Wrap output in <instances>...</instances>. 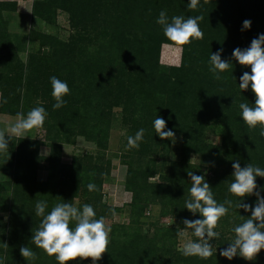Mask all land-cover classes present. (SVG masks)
I'll return each mask as SVG.
<instances>
[{"label": "trees", "instance_id": "obj_1", "mask_svg": "<svg viewBox=\"0 0 264 264\" xmlns=\"http://www.w3.org/2000/svg\"><path fill=\"white\" fill-rule=\"evenodd\" d=\"M189 0H36L33 17L53 25L57 12L68 15L71 34L67 41L43 33L31 39L41 41L40 48L28 53L23 63L19 52L28 46L27 36L8 31L4 11H14L16 3L0 2V93L7 103H0V115L15 117L41 106L48 113L44 123V140L49 155L39 156L38 144L29 136L11 137L8 153H0V264H57L32 243V234L42 217L35 205L48 203L46 214L58 202L72 203L78 208L91 205L96 217L111 219L120 212L103 201L102 185L109 174L110 162L103 166L101 155H81L69 165L60 164V146L83 137L99 150L106 149L111 111L120 108L127 126L126 137L144 129L139 149L123 143L120 163L126 167L125 191L131 194L128 223L109 227L108 252L96 264H264V250L255 260L238 255L232 260L220 256L234 239L233 228L248 218L251 211L232 208L221 219L214 239L216 253L208 260L185 257L178 247L183 221L201 219L185 208L190 199L191 179L188 172L204 175L218 203L238 198L229 191L233 180L232 164L240 162L264 168V137L260 127L250 130L240 118L241 103L254 105L251 88L241 91L239 78L249 67L232 58L236 48L245 49L264 34V0H209L192 10ZM173 16H203L201 41L184 47L178 66L160 62L163 45L170 42L156 23L160 11ZM251 21L247 30L243 22ZM221 52V59L232 64L215 79L210 68V55ZM5 67V68H3ZM67 83L70 95L66 105L53 110L51 77ZM161 117L166 129L180 138L175 152L174 139L161 140L156 135L154 120ZM208 134L220 138L219 144L208 141ZM194 159V160H193ZM48 172L62 166L67 173L38 177L39 163ZM60 170V169H59ZM159 175L158 182L149 179ZM94 183L95 191L87 185ZM257 191L264 197V178L257 177ZM62 200V201H61ZM242 203L255 206L256 196ZM158 217L150 222L152 232L144 230V219L153 207ZM165 218L175 219L177 228L160 226ZM191 232V230H187ZM29 247L37 255L24 260L21 247ZM74 264H92L90 259Z\"/></svg>", "mask_w": 264, "mask_h": 264}, {"label": "clouds", "instance_id": "obj_2", "mask_svg": "<svg viewBox=\"0 0 264 264\" xmlns=\"http://www.w3.org/2000/svg\"><path fill=\"white\" fill-rule=\"evenodd\" d=\"M204 3H209V0H204ZM188 6L195 10L200 6V0H189ZM203 19V16L188 18L173 16L169 21L167 12L162 10L156 23L162 26L163 34L170 42L166 46H174L182 52L184 47L190 46L194 41L203 40L204 33L199 23ZM250 26L251 21L245 20L242 30H247ZM221 52L222 49L210 55L209 71L217 80L222 79L220 73L232 68L230 61L221 59ZM232 58L242 67L250 68V73L246 71L240 76L239 88L245 91L250 87L255 97L254 105L250 106L249 103L239 105L240 118L250 130L259 126L261 129L259 134L264 137V34L253 39L249 47L243 50L234 49ZM50 83L51 95L55 101L53 110H57L66 105L64 97L70 95V89L66 82L55 76L50 78ZM0 103H7L3 93H0ZM47 115L41 106L32 108L27 114L18 112L13 123L5 129H0V153L9 154L11 137L25 138L33 129L43 128ZM154 129L161 140H171L174 137L173 131L165 130L166 121L161 117L154 120ZM143 137L144 129L141 128L135 136L128 137V148L138 150ZM232 168L233 180L228 191L238 198L237 203L230 199L218 203L204 175L187 173L191 179V187L190 199L185 201V208L193 215L198 213L201 219L183 221L185 228L180 230V234L183 236L187 230H191V235L196 238L183 244L180 249L183 256L198 257L201 260L211 258L217 251L211 241L220 236L216 229L220 226L221 219L227 216L232 208H242L244 212L251 211V216L240 217L242 223L233 228V241L226 249L220 251V256L232 260L238 255L246 261H253L261 250H264V197L257 191L256 184L257 177L264 178V168L250 163L241 167L238 160L232 164ZM87 189L90 192L95 191L96 185L89 183ZM252 195L256 196L254 207L241 202L243 198ZM47 208L48 203L44 200L38 201L35 205V214L42 217V220L32 234L31 241L47 256L55 257L57 264H74L77 260L88 259L92 264H96L108 252L111 228L106 224L104 217H96L91 205L84 204L82 208H78L72 203L62 201L56 203L46 214ZM111 214L116 215L114 210ZM0 246L8 248L6 243H0ZM20 255L24 260L37 258L36 253L27 246L20 248Z\"/></svg>", "mask_w": 264, "mask_h": 264}, {"label": "rangeland", "instance_id": "obj_3", "mask_svg": "<svg viewBox=\"0 0 264 264\" xmlns=\"http://www.w3.org/2000/svg\"><path fill=\"white\" fill-rule=\"evenodd\" d=\"M36 0H0L2 3H16V8L14 11L8 10L4 11L3 15L7 22L8 31L12 34L27 36L28 46L24 48L22 52H19V59L25 63L27 61L28 53L32 50H38L40 48L41 41L39 39H31L33 34H48L56 36L62 41H67L71 34V29L69 26L68 15L65 12L58 11L57 17L55 18V23L53 25L47 24L42 20H39L32 15V5ZM181 51H178L174 46L168 47L163 45L160 51V62L166 66H178L180 63ZM5 68V67H3ZM110 126L107 132L106 149L99 150L93 143L88 142L83 137L74 138L73 143H60V164L69 165L72 158L75 156H81L85 154L102 156L103 166H106V162H110L109 174L105 177L102 192L103 201L110 207H116L120 209V212L116 213L111 219H105L108 226L115 224H127L128 223V203L131 199V194L124 189V180L126 174V167L120 163V155L123 149V143L126 141L127 126L123 124L122 117L123 113L120 108L112 109ZM14 122V117H9L5 115H0V129L7 128L8 125ZM46 130L45 128L33 129L27 133L31 139L36 141L38 144V153L41 158H46L49 155L48 143L44 140ZM17 138V137H14ZM180 138L174 136L172 141V150L175 152L179 146ZM208 141L213 144H219L220 138L208 134ZM194 160V159H193ZM45 161L39 163V179L45 180L47 174L57 175L61 174L64 176L67 171H64L62 166L59 169H53V171L48 172L45 168ZM159 175L157 174L153 178L149 179L150 182H158ZM158 207L155 206L152 209L150 215H148L144 221V230H148L149 233L152 232L150 227V222H155L158 217ZM160 226L177 228V221L175 219L165 218L160 221ZM196 238L191 235V232H186L183 236L179 231L178 247L181 249L183 244L188 240H195ZM214 249L216 248L215 241H211Z\"/></svg>", "mask_w": 264, "mask_h": 264}]
</instances>
